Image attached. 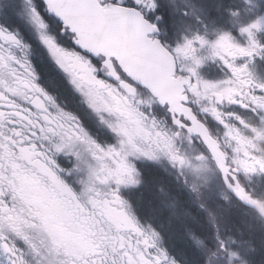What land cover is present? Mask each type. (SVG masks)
<instances>
[{
  "label": "snow or ice",
  "instance_id": "obj_1",
  "mask_svg": "<svg viewBox=\"0 0 264 264\" xmlns=\"http://www.w3.org/2000/svg\"><path fill=\"white\" fill-rule=\"evenodd\" d=\"M248 3L262 14L237 21L243 40L231 31L220 32L214 41L197 35L175 52L156 35L158 0H44L59 30L71 37L67 45L46 34L45 19L33 4L31 20L40 42L80 93L83 115L61 107L37 83L27 55L18 58L10 50L22 47L21 40L0 26V251L8 264H28L17 239L40 264H177L163 248L160 233L142 225L122 195V189L145 182L137 161L160 164L162 157L181 175L187 169L195 177L186 178L185 185L216 229L215 249L189 233L205 264L230 255L231 238L222 239V226L207 207L216 172L264 217V198L241 179L264 174V83L252 78L247 63L237 64L264 57L259 35L264 2ZM17 8V0H5L0 15L15 16ZM205 46L211 58L231 70L229 78L211 82L199 77L197 52ZM152 103L169 108L175 128L153 116ZM192 103L223 124L222 138L198 119ZM233 104L251 109L261 123L223 111ZM90 114L115 135L116 143L98 140L85 123ZM193 137L206 145L207 154L181 151L178 138ZM61 154L69 166L59 161ZM74 183L81 185L79 191ZM159 193L161 212L174 210L177 198L163 185Z\"/></svg>",
  "mask_w": 264,
  "mask_h": 264
},
{
  "label": "trees",
  "instance_id": "obj_2",
  "mask_svg": "<svg viewBox=\"0 0 264 264\" xmlns=\"http://www.w3.org/2000/svg\"><path fill=\"white\" fill-rule=\"evenodd\" d=\"M218 1H220V0H218ZM227 3L230 4V3H232V1L231 0H224V2L221 3V5H224ZM205 5H206V7L207 6L209 7L208 4L205 3ZM206 7L204 6V11H206ZM213 13L214 12H212V14ZM212 20H217L215 15L212 18ZM60 85H62V84H60ZM63 90H64L63 92L66 93V90L65 89H63ZM146 178H147L146 187L137 193V197H138L137 205H138V207L141 208L143 213H145L148 217L156 220L157 222H159L163 226V228L165 230V235L168 238H170V241L173 243V245L175 247H180V250H182L183 252H188L191 249V253L189 254V257L191 259H194V257H195V255H193L194 250H192L191 246L186 245L184 247V245L182 244L183 242L181 243V241L179 240L180 237L186 235L184 230H182V229L179 230L181 228V226L184 227L183 221H178L177 219H173L171 217L168 209H164L163 212H161L160 201H161L162 197L159 193V186L163 185L164 188L169 193L176 192L177 189L171 183L172 180L165 177L161 173H155L152 169H149L147 171ZM151 182H153V184H151ZM172 195L177 196V193H174ZM181 208L188 210L184 206H181L179 208V210ZM190 212H191V210H190ZM195 217L199 221V223H195V225H200L201 228H210V226L208 225L207 219L203 218V216L198 217L197 215H195ZM186 222H189V221H186ZM191 224H194V223H191ZM191 224L190 223L188 224V226H189L188 228H190V229H191V227L192 228L194 227ZM222 224H223V227L228 228V229L230 227H235V226L238 227L239 229H241L242 232L243 231L245 232L249 241H250V239H252V240L255 239V241L257 243L258 242L260 243L264 240V237H263L264 233H262L261 227L258 224V222H256L252 216L245 215L242 212L239 213V211H233L231 214H229L227 216V219L222 220ZM178 227H180V228L177 229ZM252 228H253V230H251ZM195 230H197V229H195ZM247 230H250V231H247ZM197 231H199V230H197ZM251 232H253V234H255L256 232L257 233L253 236V234ZM207 234L208 235H206V236H208V238H210L211 233L208 232ZM243 238L245 239V237H243ZM188 243H190V242L188 241ZM180 245H183V248H181ZM262 255H263V251H262ZM259 263L264 264V257H261Z\"/></svg>",
  "mask_w": 264,
  "mask_h": 264
},
{
  "label": "flooded vegetation",
  "instance_id": "obj_3",
  "mask_svg": "<svg viewBox=\"0 0 264 264\" xmlns=\"http://www.w3.org/2000/svg\"><path fill=\"white\" fill-rule=\"evenodd\" d=\"M261 37H264V32H262ZM178 46H181V44H179V43L172 44V48L174 50ZM10 50L12 51V53L14 55H16L13 52V47H11ZM23 56L24 55H22L21 57H23ZM197 56L202 59V63L200 65L196 66L197 73H198L199 77L202 78L203 80L213 82L211 71L213 70L214 66H216V64L218 63V59L219 58L213 59V58L210 57V52H202L201 53V49L197 52ZM38 57H39L40 61L44 64L43 55L40 53ZM244 62L247 63L248 71L251 74L252 78L255 81H257V83H264V57L257 56V57H254V58H249L248 61L238 60L237 64H242ZM185 63L190 65V64H192V61H190V60L189 61H185ZM185 74H187V73H185ZM256 75H258V76L260 75L259 78L261 77V80H258L259 78H257ZM229 76L230 75H228L227 78H229ZM193 79H195V77H193ZM258 91L259 90H257V94H258ZM71 101H72L73 104H77L76 100L72 99ZM78 104H80V103H78ZM191 106H192L193 109H195L197 111L199 117L201 118L200 105H198L196 103H192ZM148 108H149V111L152 112L153 116L158 121H160L161 123H164L166 127L174 126L173 121H172V114H171V112H169L168 107L160 108L157 104L152 103V104L148 105ZM240 108L243 109L244 107H242L240 105H235V104L227 105V106H225L223 108V111L226 112V113H234L235 115H239L238 114L239 113L238 109H240ZM244 109H245L244 112L247 114V118L245 120H247L249 118H252V119L255 120L257 125H259L261 123L259 115H257L256 113H253L251 111V109H248V108H244ZM82 111H85V109L82 110ZM93 116H95V115H93ZM241 118L244 119L243 117H241ZM232 122H234V123L238 122V121L235 120L234 116L232 117ZM216 123H217V125H219V127H221L222 124L218 120H216ZM217 133H218L219 136H221V134L218 131H217ZM262 193H263V190H262ZM257 196L259 198H264L263 194L262 195H257Z\"/></svg>",
  "mask_w": 264,
  "mask_h": 264
},
{
  "label": "rangeland",
  "instance_id": "obj_4",
  "mask_svg": "<svg viewBox=\"0 0 264 264\" xmlns=\"http://www.w3.org/2000/svg\"><path fill=\"white\" fill-rule=\"evenodd\" d=\"M204 4H202L201 3V5L199 4V0H197V1H194V3H195V5L199 8V9H201V10H204V6L206 7V5H205V3L206 4H208L209 5V7L207 6L206 7V12L207 13H209V12H214L213 14L215 15V16H217L218 18H220L221 17V10H222V7H223V5H221V3L222 2H224V0H220V1H218V0H201ZM210 3V4H209ZM210 10V11H209ZM212 10V11H211ZM174 14H175V16H176V18L178 19L176 22H174V23H172V25H171V27H175V26H180L183 22L182 21H184V19H182L180 16H179V13H178V9L177 8H175L174 9ZM255 12H257V10L255 9L254 10V13ZM258 14H260L259 12H257ZM21 14H23V13H21ZM7 17H9V16H7ZM14 18H16L17 20H20V21H22L20 18H21V16H20V14H15V16H12V17H9V19L10 20H12V19H14ZM27 20H28V25L32 28V29H36V27H35V25L32 23V20H31V11L30 12H28V17H27ZM47 70V69H46ZM47 76V78L49 77L48 75H46ZM53 75L51 74V77H52ZM50 78V77H49ZM51 79V78H50ZM151 184H153V182H151ZM168 211H169V213H170V215H171V217L173 218V219H177L178 221H183V223H184V227L183 226H181V228L180 227H178L177 229H179V230H184L185 231V236H182V237H178L179 238V240L181 241V243L184 245V247L186 246V245H190L191 247H196V246H193L194 245V243H193V240H192V237H191V235H189V233L191 232V233H193L194 232V230L195 229H197V230H199V231H201L202 232V234H204L205 235V238L206 239H208V236H206V235H208L207 233H208V228H201L200 227V225H195V223H199V221L197 220V218L195 217V215H194V213H190L188 210H186V209H184V208H181L180 210L178 209H168ZM179 211V212H178ZM190 213L191 215H185V213ZM245 215H247V214H245ZM245 219V218H244ZM186 221H189V222H186ZM191 224V223H194V224H191V225H193L194 227L192 228L191 227V229L190 228H188L189 226H188V224ZM237 229L239 230V232L241 231L238 227H237ZM251 230H253V228L251 229ZM247 231H250V230H247ZM262 231V230H261ZM242 232V231H241ZM245 233V232H244ZM252 234H253V232H251ZM257 233V232H256ZM255 233V234H256ZM262 233H264L263 231H262ZM255 234H253V236L255 235ZM179 235V234H178ZM177 235V236H178ZM263 237H264V235H263ZM254 238V237H253ZM179 241V242H180ZM188 241L190 242V243H188ZM250 242L253 244V246L254 247H256V251H257V255H258V257H259V262H260V259H261V257H264V240L262 241V242H256L255 241V239H250ZM183 245H180L181 246V248H183ZM179 248V251H181L182 253H184V254H186V253H190L191 252V249L188 251V252H183L182 250H180V247H178ZM252 249V248H251ZM251 249H249V248H247V250L250 252V250ZM262 251H263V255H262ZM255 259H256V257H255ZM256 261H257V259H256ZM260 264V263H259Z\"/></svg>",
  "mask_w": 264,
  "mask_h": 264
},
{
  "label": "clouds",
  "instance_id": "obj_5",
  "mask_svg": "<svg viewBox=\"0 0 264 264\" xmlns=\"http://www.w3.org/2000/svg\"><path fill=\"white\" fill-rule=\"evenodd\" d=\"M45 23L47 25V31L46 34L54 37L55 39L59 40L60 33H56L52 30L51 24L48 23V21L45 20ZM40 39V37H39Z\"/></svg>",
  "mask_w": 264,
  "mask_h": 264
},
{
  "label": "bare ground",
  "instance_id": "obj_6",
  "mask_svg": "<svg viewBox=\"0 0 264 264\" xmlns=\"http://www.w3.org/2000/svg\"><path fill=\"white\" fill-rule=\"evenodd\" d=\"M261 59H262V58H261ZM253 75H254V74H253ZM254 76H255V75H254ZM254 76H253V77H254ZM259 76H260V75H259ZM259 76L256 75L257 78H259ZM255 79H256V78H255ZM258 80H261V77H260ZM256 82H257V81H256Z\"/></svg>",
  "mask_w": 264,
  "mask_h": 264
}]
</instances>
